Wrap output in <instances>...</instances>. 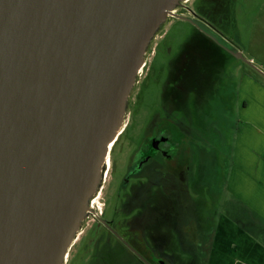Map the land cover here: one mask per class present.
I'll return each mask as SVG.
<instances>
[{"label": "water", "instance_id": "obj_1", "mask_svg": "<svg viewBox=\"0 0 264 264\" xmlns=\"http://www.w3.org/2000/svg\"><path fill=\"white\" fill-rule=\"evenodd\" d=\"M182 1L0 0V264H64Z\"/></svg>", "mask_w": 264, "mask_h": 264}, {"label": "flooded vegetation", "instance_id": "obj_2", "mask_svg": "<svg viewBox=\"0 0 264 264\" xmlns=\"http://www.w3.org/2000/svg\"><path fill=\"white\" fill-rule=\"evenodd\" d=\"M259 8L264 1L184 0L169 15L150 42L92 212L64 264H209L222 175L215 146L230 125L226 98L235 72L228 67L242 76L246 64L264 77L244 57L238 32L240 14ZM159 50L164 79L158 91L146 90L144 75Z\"/></svg>", "mask_w": 264, "mask_h": 264}, {"label": "crops", "instance_id": "obj_3", "mask_svg": "<svg viewBox=\"0 0 264 264\" xmlns=\"http://www.w3.org/2000/svg\"><path fill=\"white\" fill-rule=\"evenodd\" d=\"M244 76L249 77L247 87L258 101H238L240 119L224 180L226 191L245 215L216 217L209 264H264V233L252 234L253 228L264 226V83L247 73Z\"/></svg>", "mask_w": 264, "mask_h": 264}, {"label": "rangeland", "instance_id": "obj_4", "mask_svg": "<svg viewBox=\"0 0 264 264\" xmlns=\"http://www.w3.org/2000/svg\"><path fill=\"white\" fill-rule=\"evenodd\" d=\"M240 17L241 20H240V24H238L239 25L238 32L240 34V39L243 46L242 48L243 55L246 58L253 57L254 58L253 67L264 72V10H261L260 8L258 9V11L247 10L246 12L241 13ZM174 30L176 31V28ZM179 33H182V30H180ZM163 54H164L163 51L161 50L157 51L156 57L153 60L154 62L150 65L151 70L150 72H148V75H147V71L145 70L146 72L143 79L144 89L146 90L151 89L157 91L159 90V87L164 77H163V73L159 71L158 61L162 60ZM147 55L148 54H146L145 59L147 58ZM243 68L246 70L245 72L250 77L255 78L256 80H259L262 83H264V77L259 75L257 71L252 70L251 66L243 64ZM228 69H230V71L235 72L233 73V78L231 80V82L233 83L232 86L233 88L230 89L229 96L226 98V101L229 102L227 106L228 112L226 114V119H228L229 122L224 124L225 125L230 124V125H228L227 129L225 130L226 141L223 143L221 141L216 142V146H215V151H216L215 156H216V160H218L219 166L222 167L220 169L222 175L220 177V185H219L220 190H218V194L217 196H215L214 204L212 207L214 210L215 217H217L219 214L220 215L224 214V216L230 214L233 217H238L242 219L244 218L245 214H243L242 211L239 210V204L237 203V201L233 199L226 191L224 170L226 169L225 174H227V170L231 165L233 144L236 135V127L238 120L240 119L239 109H238L239 107L237 108L238 106L237 100L240 103L242 100L247 98V101L251 102L253 100L258 101V97L256 96L254 90L252 91L251 88L247 87L251 85L248 76L243 77V74L241 76L240 72L236 71V69L232 67V65L229 66ZM235 75L237 76L235 77ZM153 79H155V81ZM238 83H239V88H238ZM245 92L247 93L245 94ZM204 164L205 166H207L206 160L204 161ZM262 233H264V226L262 225L258 226L257 228H253L252 230L253 236H257V235L261 236ZM177 256L182 257L184 261L191 260L190 254H178Z\"/></svg>", "mask_w": 264, "mask_h": 264}, {"label": "bare ground", "instance_id": "obj_5", "mask_svg": "<svg viewBox=\"0 0 264 264\" xmlns=\"http://www.w3.org/2000/svg\"><path fill=\"white\" fill-rule=\"evenodd\" d=\"M112 143H110L109 145H111ZM72 245V244H71Z\"/></svg>", "mask_w": 264, "mask_h": 264}]
</instances>
